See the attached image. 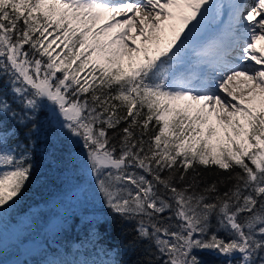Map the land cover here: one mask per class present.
Returning a JSON list of instances; mask_svg holds the SVG:
<instances>
[{
    "label": "snow or ice",
    "instance_id": "6c2138e0",
    "mask_svg": "<svg viewBox=\"0 0 264 264\" xmlns=\"http://www.w3.org/2000/svg\"><path fill=\"white\" fill-rule=\"evenodd\" d=\"M223 7L0 0V208L42 142L86 173L129 257L76 264H264V0Z\"/></svg>",
    "mask_w": 264,
    "mask_h": 264
},
{
    "label": "trees",
    "instance_id": "16d2710c",
    "mask_svg": "<svg viewBox=\"0 0 264 264\" xmlns=\"http://www.w3.org/2000/svg\"><path fill=\"white\" fill-rule=\"evenodd\" d=\"M60 155L54 160L45 154L42 142L37 144L34 176L23 197L11 208H0V214L19 226L16 241L1 245L0 240V264L21 258L24 264H44L48 256L54 257L57 264H69V258L81 252H85L88 261L102 256L108 259L105 249H109V256L129 259L122 253L114 256L122 243L121 231L111 223L106 208L93 197L86 173L69 162L68 152L62 154L63 159H59ZM26 216L29 222L20 226ZM96 221L101 222L99 235L88 227ZM36 245L44 247L33 252ZM200 256L204 264H219V258L211 254Z\"/></svg>",
    "mask_w": 264,
    "mask_h": 264
},
{
    "label": "rangeland",
    "instance_id": "374dc122",
    "mask_svg": "<svg viewBox=\"0 0 264 264\" xmlns=\"http://www.w3.org/2000/svg\"><path fill=\"white\" fill-rule=\"evenodd\" d=\"M215 3L217 4H221V5H225V7H223L221 9V20H227L228 18V9L226 7V5L228 4L229 0H214ZM216 30V25L209 23L208 28H207V32L205 33L206 37H210ZM186 31V30H185ZM264 45L261 41L257 42V46L260 47ZM244 90V89H241ZM241 92L238 94L240 95ZM246 94V93H244ZM29 222V217H23L22 220L20 221L19 225L20 226H24L26 223ZM19 234V226L14 225L13 222H11L10 220H8V218H6V216L4 214H0V237H1V243L2 244H7L10 241H15L16 240V236ZM44 247L43 245L40 246H36L32 251H38L39 248ZM48 260L47 262H44V264H54L56 259H54V257L50 258V259H45V261ZM73 263L76 264L77 260L74 258L72 259ZM11 264H21V260L19 261H13Z\"/></svg>",
    "mask_w": 264,
    "mask_h": 264
},
{
    "label": "bare ground",
    "instance_id": "6f19581e",
    "mask_svg": "<svg viewBox=\"0 0 264 264\" xmlns=\"http://www.w3.org/2000/svg\"><path fill=\"white\" fill-rule=\"evenodd\" d=\"M264 44V41H261ZM230 87L234 88L237 92V95L241 92V93H247L248 92V88L247 85L245 84L243 78H241L239 81H234L232 83V85H230ZM244 89V90H241Z\"/></svg>",
    "mask_w": 264,
    "mask_h": 264
}]
</instances>
